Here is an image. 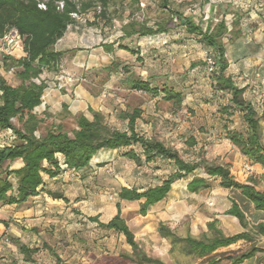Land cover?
Listing matches in <instances>:
<instances>
[{"label":"crops","instance_id":"crops-1","mask_svg":"<svg viewBox=\"0 0 264 264\" xmlns=\"http://www.w3.org/2000/svg\"><path fill=\"white\" fill-rule=\"evenodd\" d=\"M192 5L196 6L195 10L188 12L187 8ZM257 5L260 7L257 8ZM255 7L258 10L254 14ZM180 11L195 23H200L202 28L207 25L212 27L215 22L225 20L229 32L223 39L227 61L224 75L242 90L241 98L256 112L260 124L259 142L264 156V0H194ZM167 19V15L156 19V23H163L165 28L156 34H132L123 37V41H132L133 47L121 43L118 39L110 42L114 47L113 51L117 49L127 54L128 57H123L126 61L122 66H126L128 72L121 70V66L118 70L107 73L108 92L104 96L106 115L102 111L92 79L78 80L77 77H73L71 82H66L62 78L63 73L72 75L74 71L66 58L61 60L63 70H43L40 79L46 83V87L40 105L34 109L39 116L44 117L40 129L51 123L61 124L66 128L65 124L71 121L73 128H76L74 117L82 113L91 120L93 117L91 109L94 108L93 111L101 112L106 121L109 115L110 122L119 120L124 124L122 128L116 129L127 130L128 120L122 118V114L138 108L142 114L135 120L136 132L146 138H156L164 145L176 149L186 161L202 157L209 162L226 164L234 180L251 185L255 190L264 193V163L254 162L243 155L226 136L228 132L247 135L249 127L244 120V111L233 104L230 91L219 88L215 77L206 72L203 59L207 47L198 40L199 36L189 33L185 26L176 25ZM95 21L100 25L99 19ZM128 21L124 20L123 25ZM146 24L154 27V24ZM75 29L77 26L74 24L68 26L58 40L65 43L66 39L72 37ZM94 30L98 31L96 28ZM119 31L122 38V25ZM118 43L137 53L132 54L129 50L118 49ZM154 48L156 67L152 64L144 65L145 61L143 64L140 58L145 59L148 53L155 51ZM69 49L70 47L63 45L57 48L61 51ZM23 55L22 43H19L2 56L19 58ZM2 56L0 74L4 77ZM137 56L139 59H136ZM76 65L78 66L76 70L81 67L88 68V65L84 66L83 63L78 62ZM130 73H134L142 81H147L151 87H156V94L130 89ZM166 90L180 94V102H176L174 98L166 99ZM129 93L138 96L136 104L132 107L129 103ZM141 94H144L143 97ZM14 140L12 129H0V147L11 145ZM135 147L138 146L100 150L96 155V162L99 156L105 154L109 156L124 149L123 155L125 151ZM56 157L58 161L56 168L43 163L45 170L41 172L42 183L35 195L29 196L19 204L0 201V264L78 263L80 259L85 260L83 253L87 254L86 259L93 254L81 239L80 226L84 224L87 227L92 223L96 225V222L87 219L89 216H96L98 212L85 201L89 195L85 181L96 174L98 166L96 163H89L85 168L74 170L76 175L70 178L60 171L61 165L64 164L62 154L56 153ZM123 157L128 159L124 155ZM22 165L21 158L6 160L0 168V177L6 168L15 170ZM145 165H151L153 169L147 171L148 169L142 168L130 175L124 173L121 177H156L158 184L176 171L173 162L165 158H156L138 166ZM244 165H249L250 171H246ZM48 171L53 174H49ZM193 176L205 177L206 187L196 192L189 191L187 184ZM8 178L15 184L14 177ZM122 186L136 187L128 184ZM231 199L236 200L244 210L249 224L264 225V211L255 209L239 190L222 187L218 177L206 175L202 168L175 179L167 195L148 208V214L156 210V228L160 221L167 222L170 228H173L178 219L186 218L187 214L198 211L201 205L207 204L208 207L204 206L208 210L205 216L207 220L213 217L221 221L224 216H229L237 221L234 216L224 214L231 206ZM117 202L121 204L131 201L117 198L115 207ZM116 212L117 208L104 222L110 220ZM244 231V228L239 226L236 232ZM20 244L29 249L36 248V251L30 253V258L26 259L19 251ZM255 246L258 249L255 254L244 259L241 264H264V235L256 238ZM53 252L60 258L58 263Z\"/></svg>","mask_w":264,"mask_h":264},{"label":"trees","instance_id":"trees-1","mask_svg":"<svg viewBox=\"0 0 264 264\" xmlns=\"http://www.w3.org/2000/svg\"><path fill=\"white\" fill-rule=\"evenodd\" d=\"M56 1L59 0H46V8L40 9L37 7V0H0V38L8 29L15 28L22 37L24 51V55L19 58L2 56L5 69L17 68L15 76L19 83L11 85L0 74V129L10 128L15 135V140L11 145L0 147V168L6 160L12 161L17 158H21L23 165L15 170L6 168L2 171L0 201L19 204L29 196L35 195L42 183L41 172L45 170L43 163L54 168L58 167L56 153L62 154L63 163L67 168L77 170L89 166L100 150L121 149L136 145L140 148V152L131 148L123 153L136 165L151 162L156 158H165L171 160L176 167L175 172L158 184L145 187L121 186L119 188L117 192L119 200L140 201L138 208L140 215H145L151 205L167 195L171 183L175 179L193 173L198 168H202L208 176L218 177L222 187L239 190L255 209L264 211V193L255 190L251 185L234 180L226 164L209 162L202 157L198 160L186 161L176 149L164 145L156 138H146L136 132L135 120L142 114L138 108L122 114V118L128 120L127 130L113 128L101 112L92 110L91 120L82 113L77 114L74 117L76 128L71 131L65 129L61 124L51 123L45 126L43 133L36 134L44 122V117L34 111L35 107L40 105L41 96L46 87V83L40 79V74L43 70L57 71L63 56L70 51L57 50L54 45L63 36L68 25L74 21L71 13H81L92 6L95 8L99 6L100 11L97 15L105 16L106 8L110 2V0H62L63 7L57 8ZM157 2L158 6L167 12L169 22H172L173 17H176L178 20L176 25H183L189 33L198 35V40L207 49H211L217 57V71L210 76L215 77L219 88L230 91L233 104L244 111V120L249 127V132L245 136L236 132H228L226 136L243 155L254 162L264 163L262 147L259 142L260 124L256 112L249 103L241 98L242 90L237 88L228 76L224 75L227 61L224 55L223 39L229 32L225 20L221 19L215 22L212 27L207 25L202 28L200 23H195L181 13L180 10L185 9L183 6L173 7V0H157ZM184 3L187 2L184 1ZM164 29L163 23L155 22L154 27H151L146 22L137 23V21L129 20L122 25V38L132 34L153 35ZM100 45L104 51L113 52L112 43H100ZM117 48L129 50L132 54L137 53L121 43H118ZM136 59L139 57L137 56ZM119 67L120 64L114 59L105 70L109 73L118 70ZM120 69L127 71L126 66H122ZM129 76L130 89L156 94V87H151L147 81L140 80L134 73H130ZM165 98H174L176 102L181 100L180 94L171 90L165 91ZM13 118L21 123L20 128L13 125ZM48 173L53 174L50 171ZM9 176L15 178V184L8 178ZM204 187H206V178L201 176H193L187 184V189L192 192ZM54 196L60 195L54 194ZM116 208V214L107 222L99 221L97 215L89 216L87 219L96 222L100 228L122 234L125 242L130 246L131 252L107 254L102 257L91 254L93 264H165L161 259L148 256L139 248L132 230L120 215L119 202L116 203ZM224 214L234 216L239 224L246 228L248 221L245 212L236 200L231 199V206L224 211ZM216 222L217 220L213 219L207 223V228L213 230L210 237L206 234H203L202 238H196L190 234L179 236L161 221L157 225V232L162 238L169 241L170 250L178 245L180 252L186 256L196 257H204L217 248L232 244L239 239L253 240L249 231L225 235L215 227ZM256 226L260 233H264L263 223H258ZM18 248L26 256V259L30 258V253L36 251V248L29 249L23 244H20ZM257 250L254 244L239 256L229 258V264H241L244 259L254 255ZM54 255L58 263L60 258L55 253Z\"/></svg>","mask_w":264,"mask_h":264},{"label":"rangeland","instance_id":"rangeland-1","mask_svg":"<svg viewBox=\"0 0 264 264\" xmlns=\"http://www.w3.org/2000/svg\"><path fill=\"white\" fill-rule=\"evenodd\" d=\"M173 7L180 6L186 8L187 3L193 0H173ZM187 2V3H184ZM194 2V1H193ZM183 3V4H182ZM97 7V6H96ZM166 11L162 10L158 6L157 0H110L105 16H98L95 7H90L87 11L81 12V21L74 22L77 26L74 30L72 37L66 39L65 43L58 40L54 48H60L61 45L70 47V51L65 54L63 59H67L74 71L72 75H69L72 79L77 77L92 79L94 88L97 92L102 111L106 115V105L104 96L107 95V71L105 68L110 64L112 60L118 61L120 67L123 62L126 61L123 57H128L124 52L115 49L112 53H107L100 46V43H110L111 41L120 40L121 43L129 44L131 47L134 43L129 40L123 41L120 36V26L123 25L124 20H134L137 23L146 22L148 24H154L158 17L166 16ZM96 19H99L100 25H97ZM172 23H177L178 20ZM112 26H115L112 28ZM98 31H95L94 29ZM110 29H112L110 31ZM116 45V44H115ZM153 53H148V56L143 60L144 65H154L156 67V48ZM2 56V55H0ZM62 62V61H61ZM83 63L84 66L88 65L87 69L81 67L76 70L78 66L76 63ZM66 62L64 63L65 67ZM63 67L60 65V70ZM17 68L5 69L3 66L4 77L11 85H17L19 80L15 76ZM63 70V69H62ZM156 72V68L154 70ZM110 73V72H109ZM65 74V73H63ZM87 75L88 77H84ZM135 75V74H134ZM145 76L144 73H142ZM42 76V75H40ZM136 76V75H135ZM137 77V76H136ZM71 82V81H70ZM107 90V91H105ZM130 107L136 104L135 100L138 97L135 93H129ZM144 94H141L143 97ZM91 109V108H90ZM92 108L91 110H93ZM110 109V108H108ZM107 115V121L114 128H122L124 124L117 120L116 122H110V118ZM12 123L16 128H20L21 123L16 119H12ZM68 131L73 129V122L65 124ZM45 126H42L38 130V134L44 132ZM123 150H119L114 154L107 156H99L96 165L98 166L96 174L92 178L87 179L88 198L85 199L86 203L91 207H95L98 212V219L105 221L111 215V212L115 211V202L117 200L116 192L123 184H128L136 187H145L148 185L156 184V177H121L124 173H136L137 170L142 168L151 171L153 166L145 165L138 166L132 160L123 157ZM135 151L139 152V147H135ZM96 158V157H95ZM94 158V159H95ZM93 159V161H94ZM110 167L111 173H107L105 169ZM195 199V198H193ZM196 201V200H194ZM139 201L121 202V216L128 223L130 229L134 234L135 240L138 242L139 248L144 251L148 256L161 259L165 264H229V258L237 257L241 253H244L251 246L256 244V238L263 236L264 233H260L256 225L249 224L247 222L245 231H249L253 236V240L239 239L236 242L227 246L217 248L212 253L205 255L204 257L186 256L179 251L178 245L170 250L169 241L162 238L156 228V210L153 213L146 215H140L138 213ZM210 204V203H208ZM207 204H203L199 207L198 211H194L191 214H187L186 218H180L173 225V229L179 236H185L190 234L196 238H202L203 234L212 236L213 230L207 228V223L214 218L207 220L208 210L205 207ZM209 216V215H208ZM168 227L169 224L164 222ZM238 220H233L229 216H224L223 219L217 220L215 227L220 229L225 235H232L237 233L239 229ZM80 235L82 241L85 243L87 249L91 250L93 254L98 257H102L107 254H118L122 252H131L130 246L125 242L124 236L113 230L103 229L95 224L84 226L82 224ZM242 227V226H241ZM243 228V227H242ZM85 260H79L78 263L67 264H93V259L89 255V259H86L87 254L83 253ZM133 264V263H127Z\"/></svg>","mask_w":264,"mask_h":264},{"label":"built area","instance_id":"built-area-1","mask_svg":"<svg viewBox=\"0 0 264 264\" xmlns=\"http://www.w3.org/2000/svg\"><path fill=\"white\" fill-rule=\"evenodd\" d=\"M56 5H57V8H62L63 7V1L62 0L56 1ZM37 7L40 9H45L46 8V0H37ZM259 7H260V5H257V8H259ZM195 8H196V6L192 5V6L187 8V11L193 12L195 10ZM257 10L258 9H256V7H255L254 14L257 12ZM96 11H97V13L100 11L99 6L96 7ZM71 17L73 18L74 21L71 24H69L68 26L73 25L74 22H80L82 20L81 14L79 12H72ZM176 20H177V18L173 17V21H176ZM19 43H22V37L18 33V31L15 28L8 29L0 38V55L9 53L10 50L12 49V47H14L15 45H18ZM203 62H204L205 70L208 74H213L217 71V57L214 55V53L211 49L206 50ZM62 78L66 82H70L72 79L67 74H63ZM95 163H96V159L94 161L90 162V164H95ZM244 169L246 171H250V166L244 165ZM60 171L64 175H66L67 177H70V178H73L76 175L74 172V169L67 168L65 164L61 165ZM105 171L107 173H111L112 169L110 167H107L105 169Z\"/></svg>","mask_w":264,"mask_h":264}]
</instances>
